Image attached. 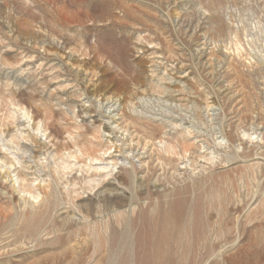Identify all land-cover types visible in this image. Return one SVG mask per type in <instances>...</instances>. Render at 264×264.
Listing matches in <instances>:
<instances>
[{
  "label": "rangeland",
  "instance_id": "obj_1",
  "mask_svg": "<svg viewBox=\"0 0 264 264\" xmlns=\"http://www.w3.org/2000/svg\"><path fill=\"white\" fill-rule=\"evenodd\" d=\"M3 144L0 264H264V0H0Z\"/></svg>",
  "mask_w": 264,
  "mask_h": 264
},
{
  "label": "bare ground",
  "instance_id": "obj_2",
  "mask_svg": "<svg viewBox=\"0 0 264 264\" xmlns=\"http://www.w3.org/2000/svg\"><path fill=\"white\" fill-rule=\"evenodd\" d=\"M25 146V145H24ZM4 148H8L7 145H1L0 146V149L3 150ZM17 150V152H19L20 154L22 155H25V154H29V158H33L32 157V154L30 153L29 149L26 147V148H20L19 146H17L15 148ZM0 150V162L3 161V163L7 166L8 165V160H9V157L6 155V153H4L3 151ZM7 150V149H6ZM176 150V146L172 145V144H169L168 146V152L170 153H173L174 151ZM87 153H84L83 150H80L79 149V153L83 156V155H88L90 156L89 152L86 151ZM24 157V156H23ZM21 156H18L16 154H14V161L20 165L21 162L19 161L20 158H23ZM71 158H74V159H79L77 155H70ZM91 161H96V160H99V159H95L94 157H91L90 158ZM119 162V159H116V161L113 163V167H115ZM124 162L128 163L131 167H132V170H135V164L133 162H131L130 158L128 157H125L124 158V161L122 162V164H124ZM12 164V167H14V162H10ZM11 167V168H12ZM68 165H66L64 162L61 163V168L63 170H67L68 169ZM109 168V167H108ZM105 170V168H96L94 169V175H92L93 177H100V176H109V173H104L103 171ZM28 175V173L25 171V168L23 166H20V168H16V179H15V184L18 185V188H19V191L23 194H26V195H29V198L32 199V204H36L37 201L39 200L40 198V194L38 193H33L32 191H29L27 190V187H34V184L31 185V186H26L25 185V180L23 179L24 176ZM84 178V177H82ZM86 178V177H85ZM90 178V177H88ZM94 179H88V183H91Z\"/></svg>",
  "mask_w": 264,
  "mask_h": 264
}]
</instances>
